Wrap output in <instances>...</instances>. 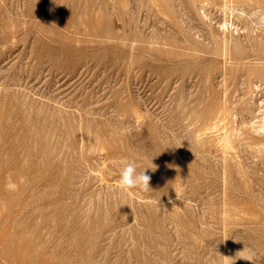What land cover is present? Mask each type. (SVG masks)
<instances>
[{
    "label": "rangeland",
    "instance_id": "obj_1",
    "mask_svg": "<svg viewBox=\"0 0 264 264\" xmlns=\"http://www.w3.org/2000/svg\"><path fill=\"white\" fill-rule=\"evenodd\" d=\"M244 1L0 0V264H264ZM123 161L151 190L118 186Z\"/></svg>",
    "mask_w": 264,
    "mask_h": 264
},
{
    "label": "clouds",
    "instance_id": "obj_2",
    "mask_svg": "<svg viewBox=\"0 0 264 264\" xmlns=\"http://www.w3.org/2000/svg\"><path fill=\"white\" fill-rule=\"evenodd\" d=\"M145 169L138 171L135 164L123 161L120 167L118 186L124 190L133 188L143 191L151 190L149 187L150 176L145 174Z\"/></svg>",
    "mask_w": 264,
    "mask_h": 264
},
{
    "label": "bare ground",
    "instance_id": "obj_3",
    "mask_svg": "<svg viewBox=\"0 0 264 264\" xmlns=\"http://www.w3.org/2000/svg\"><path fill=\"white\" fill-rule=\"evenodd\" d=\"M216 1H217V0H216ZM229 1H230V0H229ZM241 1H242V0H241ZM245 1H247V0H245ZM245 1H244V2H245ZM253 1H254V0H253ZM259 1H260V0H259ZM218 2H219V1H218ZM221 2H222V0H221ZM262 2H263V4H264V1H263V0H262ZM219 3H220V2H219ZM219 3H218V4H219ZM224 3H225V2H224ZM224 3H223V4H224ZM226 3H227V2H226ZM226 3H225V4H226ZM228 3H229V2H228ZM231 3H232V2H231ZM241 3H242V2H241ZM257 3H258V0H257ZM259 3H260V2H259ZM221 4H222V3H221ZM221 4H220V5H221ZM237 4L240 6L239 3H237ZM245 4H247V2H246ZM245 4H244V5L242 4L241 7H242V6L245 7V6H246ZM263 4H261V5H263ZM226 5H227V4H226ZM230 5H231V4H230ZM238 5H237V6H238ZM261 5H260V6H261ZM215 6H216V4H215ZM228 6H229V5H228ZM233 6H234V5H233ZM235 6H236V5H235ZM237 6H236V10H237V8H238ZM217 7H218V6H217ZM224 7L226 8V6H224ZM224 7H223V8H224ZM230 7H231V6H230ZM223 8H221V9L223 10V12L226 11V10H224L225 8H224V9H223ZM230 9H231V8H230ZM230 9H229V11H230ZM240 9H241V8H240ZM240 9H239V10H240ZM222 10H221V11H222ZM234 10H235V9H234ZM231 11H232V9H231ZM231 11H230V12H231ZM232 12H233V11H232ZM232 12H231V13H232ZM220 13H221V12H220ZM224 13H225V12H224ZM226 13H227V12H226ZM224 15H225V14H224ZM227 15H228V14H227ZM229 15H230V14H229ZM229 15H228V16H229ZM231 15H232V14H231ZM233 15H234V13H233ZM233 15H232V16H233ZM220 18L222 19L223 16L220 17ZM230 18H231V17H230ZM225 19H226V17H225ZM227 19H228V18H227ZM231 20H232V19H231ZM222 21H223V20H222ZM227 21H229V19H228ZM230 23H231V22H230ZM232 23H233V22H232ZM223 28H224V27H223ZM227 28H228V27H227ZM245 29H246V28H245ZM223 31H224V30H223ZM251 31H252V30H251ZM225 33H226V32H225ZM248 33L251 34L250 31H248ZM226 34H227V33H226ZM261 34H263V33H261ZM247 35H248V34H247ZM251 35H252V34H251ZM256 35H257V34H256ZM249 36H250V35H249ZM249 36H248V37H249ZM250 37H251V36H250ZM263 37H264V35H263ZM252 38H253V37H252ZM256 41H257V40H256ZM226 42H227V41H225V43H226ZM250 42H251V41H250ZM221 43H222V42H221ZM262 44H263V43H262ZM221 45H222V44H221ZM226 45H227V43H226ZM237 45H238V44H237ZM229 46H230V45H229ZM229 46H228V47H229ZM251 46H253V45H251ZM251 46H250V47H251ZM261 46L263 47V45H260V47H261ZM222 47H223V46H221V48H222ZM224 47H225V46H224ZM256 48H257V47H256ZM235 49H236V48H235ZM237 49H238V48H237ZM222 50H223V49H222ZM252 50H253V48H252ZM252 50H248V51L252 52ZM256 50H257V49H256ZM258 50H259V49H258ZM236 51H238V50H236ZM241 51H242V48H241ZM241 51H240V53H238V54H241ZM243 51H244V50H243ZM253 51H254V50H253ZM259 51H260V50H259ZM222 52H223V51H222ZM261 52H262V48H261ZM261 52H260V54H261ZM225 53H226V52H225ZM253 53H254V52H253ZM262 53H264V51H263ZM226 54H227V53H226ZM260 54H259V55H260ZM241 55H242V54H241ZM261 55H262V54H261ZM224 56H225V55H224ZM249 57H250V56H249ZM258 57H259V56H258ZM262 57H263V56H262ZM241 58H242V56H241ZM259 59H260V58H259ZM263 59H264V58H263ZM258 73H259V72H258ZM255 74H256V73H255ZM224 107H225V106H224ZM221 109H222V108H221ZM221 109H219V110H221ZM219 112H221V111H219ZM219 112H217V113H219ZM222 112H223V111H222ZM224 112H226V111H224ZM217 113L215 112L216 115H217ZM226 113H227V112H226ZM222 114H223V113H222ZM216 115H215V116H216ZM218 115H219V114H218ZM220 116H221V114H220ZM224 116H227V114L224 115ZM222 117H223V115H222ZM263 128H264V126H263Z\"/></svg>",
    "mask_w": 264,
    "mask_h": 264
}]
</instances>
